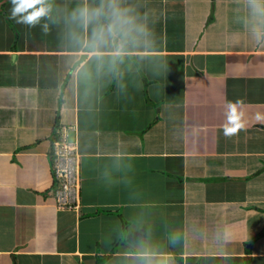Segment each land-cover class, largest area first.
Segmentation results:
<instances>
[{
    "label": "crops",
    "instance_id": "obj_1",
    "mask_svg": "<svg viewBox=\"0 0 264 264\" xmlns=\"http://www.w3.org/2000/svg\"><path fill=\"white\" fill-rule=\"evenodd\" d=\"M101 4L0 0V264H264V0Z\"/></svg>",
    "mask_w": 264,
    "mask_h": 264
},
{
    "label": "built area",
    "instance_id": "obj_2",
    "mask_svg": "<svg viewBox=\"0 0 264 264\" xmlns=\"http://www.w3.org/2000/svg\"><path fill=\"white\" fill-rule=\"evenodd\" d=\"M71 129L61 126L53 143L54 193L59 209H79L81 201V161L76 144L69 140Z\"/></svg>",
    "mask_w": 264,
    "mask_h": 264
},
{
    "label": "clouds",
    "instance_id": "obj_3",
    "mask_svg": "<svg viewBox=\"0 0 264 264\" xmlns=\"http://www.w3.org/2000/svg\"><path fill=\"white\" fill-rule=\"evenodd\" d=\"M40 2L41 0H11L13 8L11 10L10 18L16 20L17 23H26L29 25H34L36 21L39 19V17L44 14V10L39 9L37 11L31 12L28 15H24V13H27L30 8L35 9L36 5L39 4ZM238 127L239 125L237 124L235 127V131L237 130ZM235 131H230V129H228L225 134L228 135L231 132H235Z\"/></svg>",
    "mask_w": 264,
    "mask_h": 264
},
{
    "label": "trees",
    "instance_id": "obj_4",
    "mask_svg": "<svg viewBox=\"0 0 264 264\" xmlns=\"http://www.w3.org/2000/svg\"><path fill=\"white\" fill-rule=\"evenodd\" d=\"M96 2H97V6H98V8L100 9V11H101V13H102V15H103V17H104V14H103V7H102V4H101V0H96ZM105 18V17H104Z\"/></svg>",
    "mask_w": 264,
    "mask_h": 264
},
{
    "label": "snow or ice",
    "instance_id": "obj_5",
    "mask_svg": "<svg viewBox=\"0 0 264 264\" xmlns=\"http://www.w3.org/2000/svg\"><path fill=\"white\" fill-rule=\"evenodd\" d=\"M230 131H235V128H233V129H230Z\"/></svg>",
    "mask_w": 264,
    "mask_h": 264
}]
</instances>
